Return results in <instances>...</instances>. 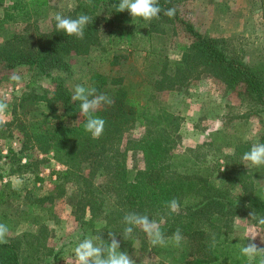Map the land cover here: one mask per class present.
I'll return each mask as SVG.
<instances>
[{
  "label": "trees",
  "instance_id": "trees-1",
  "mask_svg": "<svg viewBox=\"0 0 264 264\" xmlns=\"http://www.w3.org/2000/svg\"><path fill=\"white\" fill-rule=\"evenodd\" d=\"M34 1L0 0V34L9 25H20L17 32L0 40V78L5 70L24 67L33 77L43 76L48 82L37 89L30 80L26 90L13 98L10 119L0 125L20 134L19 149L11 150L13 165L9 175L29 174L39 179L32 166L46 162L51 152L53 159L62 165L53 184L57 193L52 189L33 196V201L40 205L52 203L57 195L65 194L67 183H73L78 197L79 225L84 234L82 240L96 236L93 238L96 244L110 243L108 232L111 231L120 241L121 251L136 250L134 264L139 263L150 244L139 228L130 237H123V217L129 212L155 220L166 241L177 229L181 230L183 240L179 246L169 241L164 246L153 247L167 258L162 264H249L240 252L247 240L236 233L233 219L248 217L264 230V225L249 216L252 210L264 216V193L254 181L259 174L256 169L245 168L241 159L252 144L232 140L220 128L210 133L208 142L178 150L183 119L164 109L158 103L157 93L186 87L204 73L222 83L226 91L235 92L242 101L264 104V59L247 62L238 38L201 33L180 14L183 0H159L162 10L175 8V16L169 18L162 11L152 21L133 20L127 10L116 11L119 0H76V7L67 16L87 14L91 18L82 38L58 32L55 20L49 30L41 31L30 21L33 14L41 13V4ZM168 28L185 40L178 48V58H170L168 54L155 57L153 50L148 51L144 60L148 57L157 60L147 63L146 77L127 79L122 75L93 73L89 83H82L112 100L94 113L105 120V128L99 139H93L79 117V102L71 99L74 87L54 71H68L70 58L89 54L100 44L104 31L109 36L123 35L121 40L129 46L134 37H143L144 32L161 34ZM122 56L126 57L115 54L111 64H116ZM64 118L71 119L72 124H64ZM52 123L55 126L49 131ZM137 123L143 126L142 133L128 136ZM215 142H219L218 148H232L230 153H222L221 170V165L217 161L216 165L212 164L214 158L207 156V146H215ZM260 142L264 143V133ZM29 149L45 157L33 160L29 154L24 163L22 154H27ZM128 152L139 155L141 165L131 166ZM213 171L220 175L216 185L210 182ZM237 186L243 193L240 201L232 192ZM14 193V189L0 184V204H5ZM172 199L179 202L178 214L170 213L166 207V202ZM0 218L9 220L5 214ZM4 224L9 227L8 222ZM22 236L39 240L34 234ZM213 237L215 247H212ZM33 243L34 240L29 242V249H22L18 237L0 243V264H53L51 260H55L58 252L51 260L42 261V254L49 253H42L36 248L40 243Z\"/></svg>",
  "mask_w": 264,
  "mask_h": 264
},
{
  "label": "rangeland",
  "instance_id": "rangeland-1",
  "mask_svg": "<svg viewBox=\"0 0 264 264\" xmlns=\"http://www.w3.org/2000/svg\"><path fill=\"white\" fill-rule=\"evenodd\" d=\"M38 1L41 4V13L33 14L30 21L35 22L41 31L51 28L56 13L67 16L68 12L76 7V0ZM179 8L180 14L201 33L238 38L244 48V57L247 62L252 63L264 59V0H183ZM19 28L20 25L14 27L9 25L0 34V40L4 39L7 34L17 32ZM105 33L104 31L100 44L93 47L89 54L74 55L70 58L68 71H54V73L62 74L70 87L89 83L93 73L108 76L122 75L127 79H138L146 77L144 75L147 70L146 65L148 62L153 63L157 60L155 57L163 58L164 54H168L170 58H178L180 53L178 48L183 41L185 42L184 39L173 35L169 28L161 34L144 32L143 37H134L135 41L129 46L121 40L123 35L109 36ZM152 50L155 52V57H148L144 60L145 54ZM115 54H122L126 57H119L116 64H111ZM2 73L0 99H6L8 105L3 115L7 121L11 117L9 107L13 98L26 90V84L30 80L35 82L37 89L48 82L43 76L33 77L31 72H26L24 67L8 69ZM157 95L158 103L164 109L180 115L183 119L180 127L182 141L177 145L178 150L208 142L210 133L220 128L225 131L226 137L232 140L249 141L252 145L261 143L260 137L264 133V104L252 105L253 103L242 101L235 92L226 91L222 83L204 73L199 78L191 80L186 87L165 89ZM62 122L66 125L72 124L69 118H64ZM53 123L48 127L49 131L53 130L55 126ZM142 131L143 126L137 123L127 135L136 137ZM8 132L12 133L8 135ZM218 144L219 142H215V146L209 148L207 146L206 151L208 159L214 158L211 163L216 165L217 161L221 165L219 168L221 170L223 169L222 153H230L232 148H218ZM19 147L20 134L15 130L11 131L5 126H0V184L15 190L5 204H0V215L5 214L9 218L8 221L0 218V223H9L6 239L20 238L22 249H29V242L34 240L33 245L40 243L36 247L38 250L43 251L42 253H49L40 255L42 261L51 260L58 252L55 260H51L53 264H74L73 250L82 241L84 235L78 219L80 213L77 211L76 186L73 183H67L65 194L57 195L52 203L44 202L42 205L35 203L33 196L44 195L52 189L54 193H57L53 184L62 165L53 159L50 152L46 162H37L32 166L39 179L35 180L33 175L29 176V174L24 176L16 174V177L11 175L14 178L13 185H16L13 187L9 180L5 181V177L10 176L9 170L13 165L12 151L18 150ZM27 151V154H22L24 163L29 154L33 160L35 158L42 160L45 157L37 150ZM127 160L131 166L141 165L139 155L136 157L131 152H128ZM242 163L248 170L256 169L259 176L254 181L262 187L264 193V166L256 168L249 165L247 167L244 161ZM58 165L60 167H57ZM219 181V172L211 173V184L216 185ZM46 184L51 186L47 187ZM232 192L237 200H242L243 193L240 187H235ZM233 226L239 235L245 236L249 230L254 229L264 237V230L248 217L235 216ZM24 233L34 234L39 240L33 237L32 239L30 236H22ZM259 235L256 243L263 247L264 243H261ZM90 238L95 239L96 236ZM153 247L152 245L148 247L138 264H162L167 261V258L155 252ZM127 253L133 260L136 258V250Z\"/></svg>",
  "mask_w": 264,
  "mask_h": 264
},
{
  "label": "clouds",
  "instance_id": "clouds-1",
  "mask_svg": "<svg viewBox=\"0 0 264 264\" xmlns=\"http://www.w3.org/2000/svg\"><path fill=\"white\" fill-rule=\"evenodd\" d=\"M128 11L129 15L136 19L144 21H152L158 19L161 12L172 18L175 16V8L162 10L159 6V0H119L116 4V11ZM55 27L58 32L64 33L66 36H75L82 38L84 28L90 23L91 18L87 14H81L76 18L64 16L56 13L54 16ZM17 79V77H13ZM72 101L79 102V117L83 118L84 130L91 135L93 139H99L104 132L105 120L94 115L102 105L112 103V100L105 94H97L95 88H86L81 84L74 87L71 96ZM8 105L6 99H0V125L7 121L3 115ZM242 161L248 167L249 165L260 168L264 166V143L253 144L251 148L242 155ZM223 171V170H222ZM13 187H16L14 184ZM166 207L170 213L179 212V202L172 199L166 202ZM250 218L257 220L260 225H264V216H259L255 210L249 212ZM125 225L123 229V237H130L134 229L139 228L143 231L152 246H164L169 241L176 246L181 244L183 236L180 229L166 241L160 230L159 224L148 215L136 212L126 213L123 217ZM8 227L0 223V243H7ZM259 234L254 230H249L243 237L247 243L240 248L241 255L246 257L249 264H264V247L258 246L256 238ZM108 236L110 243L96 244L92 238H85L80 241L73 250L74 264H134V260L127 252L120 250V241L116 238V234L109 231ZM260 236V235H259ZM261 243H264V237L260 236ZM101 239V237H100ZM102 240V239H101ZM104 241V240H103ZM212 247H215V237L212 240Z\"/></svg>",
  "mask_w": 264,
  "mask_h": 264
},
{
  "label": "crops",
  "instance_id": "crops-1",
  "mask_svg": "<svg viewBox=\"0 0 264 264\" xmlns=\"http://www.w3.org/2000/svg\"><path fill=\"white\" fill-rule=\"evenodd\" d=\"M9 110H10V107H9ZM57 167H60V165H58ZM46 173H47V170H46ZM41 175H43V174H41ZM13 176H9V177H5L6 179H5V181H7V180H9L10 182L9 183H12V185H13V181L12 180H14V178H12ZM16 177V176H15ZM38 185H39V183H38ZM46 186L47 187H50L51 185L49 184V186L46 184ZM48 190H49V188H48Z\"/></svg>",
  "mask_w": 264,
  "mask_h": 264
}]
</instances>
